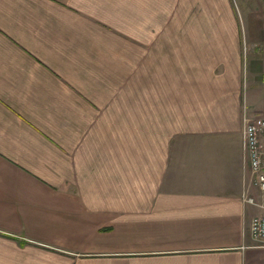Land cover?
<instances>
[{
    "label": "crops",
    "instance_id": "obj_1",
    "mask_svg": "<svg viewBox=\"0 0 264 264\" xmlns=\"http://www.w3.org/2000/svg\"><path fill=\"white\" fill-rule=\"evenodd\" d=\"M259 11L200 6L157 47L155 0H0V264H264Z\"/></svg>",
    "mask_w": 264,
    "mask_h": 264
},
{
    "label": "rangeland",
    "instance_id": "obj_2",
    "mask_svg": "<svg viewBox=\"0 0 264 264\" xmlns=\"http://www.w3.org/2000/svg\"><path fill=\"white\" fill-rule=\"evenodd\" d=\"M155 0L156 17L154 23L155 36L157 39V47L162 46L163 37L169 35H179L180 26L177 21L183 20L186 15L196 13L201 7H209L210 5H219L223 8L224 4H231L236 11V17L240 22L241 29L244 30V22L247 21V12L249 10H260L264 20V0ZM171 9V10H170ZM194 10V12H191ZM191 13H190V12ZM169 15H171V24L169 22ZM188 16V17H189ZM189 19V18H188ZM176 24V25H174ZM171 25V26H170ZM162 76H157V79H162ZM263 99V98H262Z\"/></svg>",
    "mask_w": 264,
    "mask_h": 264
},
{
    "label": "built area",
    "instance_id": "obj_3",
    "mask_svg": "<svg viewBox=\"0 0 264 264\" xmlns=\"http://www.w3.org/2000/svg\"><path fill=\"white\" fill-rule=\"evenodd\" d=\"M242 142L249 160L253 183L264 196V116H244ZM244 196L247 203L262 210L260 215L252 219L247 233L258 246L264 247V201L258 204L253 198Z\"/></svg>",
    "mask_w": 264,
    "mask_h": 264
}]
</instances>
